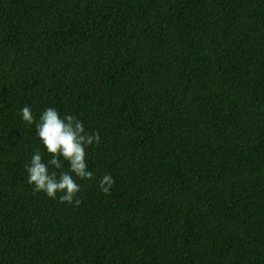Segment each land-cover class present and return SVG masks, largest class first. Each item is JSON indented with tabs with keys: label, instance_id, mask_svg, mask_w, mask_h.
Segmentation results:
<instances>
[{
	"label": "trees",
	"instance_id": "16d2710c",
	"mask_svg": "<svg viewBox=\"0 0 264 264\" xmlns=\"http://www.w3.org/2000/svg\"><path fill=\"white\" fill-rule=\"evenodd\" d=\"M0 264H264V0H0Z\"/></svg>",
	"mask_w": 264,
	"mask_h": 264
}]
</instances>
